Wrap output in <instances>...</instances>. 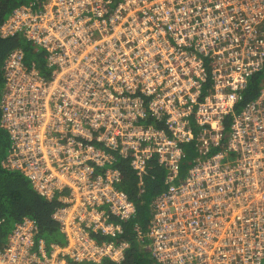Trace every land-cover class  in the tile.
<instances>
[{"label": "built area", "instance_id": "2783aa9c", "mask_svg": "<svg viewBox=\"0 0 264 264\" xmlns=\"http://www.w3.org/2000/svg\"><path fill=\"white\" fill-rule=\"evenodd\" d=\"M36 3L0 25L42 51L47 71L22 47L4 60L3 166L58 201L64 242L47 243L25 216L0 264L124 262L138 209L119 160L140 192L153 163L165 172L148 230L134 225L149 264H264V81L238 108L264 70V0Z\"/></svg>", "mask_w": 264, "mask_h": 264}, {"label": "trees", "instance_id": "16d2710c", "mask_svg": "<svg viewBox=\"0 0 264 264\" xmlns=\"http://www.w3.org/2000/svg\"><path fill=\"white\" fill-rule=\"evenodd\" d=\"M32 1L39 3L41 0H0V25L16 6ZM15 47L24 49L26 63L35 62L41 71L47 72L44 53L38 50L30 41L26 40L22 35L11 38L0 36V104L5 84L4 60L9 51ZM263 81L264 70L258 72L250 79L249 86L238 108H241L247 101L254 99L258 95ZM1 121L2 111L0 108V245L5 244L8 233L15 223L25 216L32 217L38 222L40 235L47 243L64 242V237L57 223L51 217L58 201L56 199L49 201L42 197L34 189L27 177L18 171L8 170L3 166V160L7 155L11 141L9 133L2 127ZM230 121L231 118H228L227 125L230 124ZM185 148L186 159L182 168L183 173L188 169L195 157V150L192 144H187ZM117 165L123 172V179L119 187L129 194L138 209L137 216L125 224V231L121 238L128 240L131 247L128 250L126 259L121 264H149L151 259L147 242L142 238L139 239L134 225H138L143 233L148 230L152 203L156 196L165 189V172L161 167L153 163L149 173L143 178L145 191L140 192L138 177L130 169L128 162L119 160Z\"/></svg>", "mask_w": 264, "mask_h": 264}]
</instances>
